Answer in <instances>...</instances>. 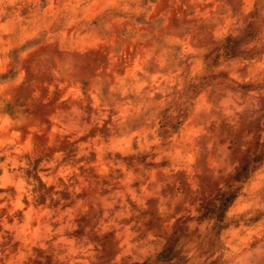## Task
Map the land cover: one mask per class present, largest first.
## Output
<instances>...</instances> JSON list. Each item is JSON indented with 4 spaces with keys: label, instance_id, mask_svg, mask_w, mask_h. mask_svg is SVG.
Returning a JSON list of instances; mask_svg holds the SVG:
<instances>
[{
    "label": "clouds",
    "instance_id": "obj_1",
    "mask_svg": "<svg viewBox=\"0 0 264 264\" xmlns=\"http://www.w3.org/2000/svg\"><path fill=\"white\" fill-rule=\"evenodd\" d=\"M0 264H264V0H0Z\"/></svg>",
    "mask_w": 264,
    "mask_h": 264
}]
</instances>
